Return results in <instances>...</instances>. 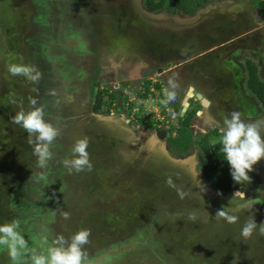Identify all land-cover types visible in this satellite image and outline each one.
<instances>
[{
    "label": "flooded vegetation",
    "instance_id": "af4514ba",
    "mask_svg": "<svg viewBox=\"0 0 264 264\" xmlns=\"http://www.w3.org/2000/svg\"><path fill=\"white\" fill-rule=\"evenodd\" d=\"M6 1L0 0V7L4 6ZM31 1L27 9V16H25L26 20L21 28L22 32L19 33L21 54L19 60L16 57V61L32 65L41 72L42 78L38 83H32L24 77L23 80L26 83L23 88L26 93L28 92V98L32 97L37 100V106H44L45 119L59 129L60 135L50 146L53 156L44 168L34 165L38 163V158L34 154V144H30L25 151L33 153L32 167L29 165L32 171L36 173L35 169H38L37 175L29 176L30 186L26 187L25 195L28 200L27 205L23 208L29 212L20 219L26 229L34 223L33 231L29 230L28 235L23 233L30 247L39 248L42 237L46 236L49 242L57 237L51 227L58 218V216H54L53 207L56 210L67 207L63 195L64 183L58 178L62 175V171L66 170L63 161L71 158V149L76 140L84 137L86 131H90L91 134H100V139L105 136L113 138L117 142L127 143L128 137H123L128 136L127 132L129 131L117 132L118 129H122L118 122L126 123L122 119L123 101L135 102V93L133 94V92L136 85L134 81L138 78H143L139 91L140 101L144 95L152 97L153 94L159 93V90L162 91L164 99L166 90L172 91L176 95L173 102L165 105L166 111L169 113L166 123L171 125L170 132L167 130L156 131L157 123H162L164 120L158 118L155 120L149 116L148 112L140 113L138 116L134 115L136 118L132 116L134 121H146L148 127H144L143 130L149 131L147 129H150L154 132L153 135L156 134L157 138L166 141L172 155L175 154L179 157V155L190 151L191 146L187 150L177 148L174 145V140L179 136L177 132L180 125L192 113L197 114V119H200L201 114L207 115L217 125L216 129H209L207 133L201 135L199 144L204 140H208L209 143H218L222 134L221 129L224 127V120L230 118L233 112H239L246 123L257 125L261 129V135H264L262 104L256 99L257 103H254L249 98L242 83L243 77L237 81V87H232L227 81H223L218 72L221 71V65L227 60L221 56L212 59V62H206L203 66L204 58L215 52L206 55V51H203L204 44L199 40V36L202 34L200 30H195V27L192 29L178 27L174 22L155 21L154 24L151 23L149 30L144 31V27L148 24L144 18L147 11H162L160 16L180 13L173 7L172 0L169 1L171 5L166 0V5L158 10L150 8L148 3L151 1L154 5H160L164 0H159L158 3L156 0H144L137 8L130 3V0H111L119 5L120 10L125 9L124 14L133 10L137 13L134 15V18L137 16L135 22L125 19L130 18L129 15H126L124 18L126 22L122 21V24L116 21L110 12L94 11L97 5L92 3V0ZM241 1L239 4L235 3V0H227L226 6L231 5L239 10L235 13L240 14L241 22L251 21V10L255 8L259 0ZM100 15L120 39L127 41L133 38L132 35L144 38L145 42H148V48L146 45L144 50L138 51L132 47L118 50L111 44L107 47V41L105 38L103 39L100 29L96 26ZM4 29L5 24L0 22V32ZM15 30H18V27ZM155 35H160V37L164 35L165 37L159 43H154ZM170 35L174 38V42L171 44H169ZM75 36L79 37L81 42L78 50L74 48ZM165 38L166 40H164ZM176 44L177 46H175ZM160 45L161 47H159ZM6 49L7 47L1 49L0 57L4 56L3 53ZM170 49H172L171 51L175 49L181 51V54L177 56ZM202 55L203 57H201ZM105 58H116L120 63L119 69L114 67L117 75L114 88L111 85L102 86V75L97 71ZM237 60L236 57L233 64L238 68L239 61ZM195 64L199 66L195 67ZM8 68L9 66L7 67L2 62L0 69L5 75L9 74ZM198 73L200 76L209 75L205 80V86L197 82L199 86L196 83L195 78ZM203 88L205 90L208 88V92H201ZM196 93L201 94L208 101V105H205ZM235 95L238 98H235ZM185 101L189 105L187 108ZM109 104L113 110L109 108ZM130 105V103L127 104V106ZM138 105L143 107L142 104ZM99 108L110 111L107 116L100 117L103 118L100 122L97 115ZM184 109L187 111L182 116ZM30 110H32V106ZM119 113L121 116L118 117ZM94 121L98 123L97 126L90 125V122ZM134 121L127 122H129L131 131L135 129V132L138 128L134 126ZM192 123H190V128ZM199 123L198 128L204 124V121ZM174 124L178 125V129L173 127ZM192 127L196 129V123ZM31 139L34 140L35 137H31ZM125 146L127 147V145ZM142 147L141 145L137 146L133 140L128 149L130 154L137 153L142 159L147 157L149 159L146 145L144 144V148ZM197 148L201 151L199 160L202 165H200V169L195 167L194 170L195 174L198 172L203 174V177L197 178L193 173L194 170L190 168L188 172L194 175L191 176L192 182L179 175L177 184L178 188L181 187V196H170L173 199L167 201L166 204H158L148 225L137 228L128 238L115 244L111 243L113 246L98 241V243L88 244L85 249L92 264H137V259L142 258V254L137 253L144 249L148 251L147 260L151 258L150 260L154 261V264H264V235H259L257 229L251 239L241 236L245 222L251 217L254 216L257 224L264 222V160L255 165L249 174L251 182H247L237 191L223 192L210 185L203 170L204 153L201 148ZM95 151L100 152L99 148ZM150 160L148 161L149 166H158L155 165L154 159L150 157ZM26 171L24 170V172ZM32 171L30 172L32 173ZM204 184L213 189L211 191L214 192L213 197H208L205 194ZM195 192L199 194H194ZM159 202H163V199ZM251 202H253L252 205L245 207ZM221 209L238 217V221L229 224L225 217L217 216L216 213ZM65 210L70 214L69 208H65ZM68 220L66 219L67 222ZM195 222H198L196 224L198 227L194 224ZM200 224L212 226L213 232L200 229ZM187 228L188 232H186ZM60 231L64 232L65 229ZM95 234L96 232L90 237ZM65 235L63 236L65 237ZM166 235H168V239L165 238ZM131 244L133 249L128 252ZM110 252L114 254L113 259L112 257L110 259Z\"/></svg>",
    "mask_w": 264,
    "mask_h": 264
},
{
    "label": "rangeland",
    "instance_id": "374dc122",
    "mask_svg": "<svg viewBox=\"0 0 264 264\" xmlns=\"http://www.w3.org/2000/svg\"><path fill=\"white\" fill-rule=\"evenodd\" d=\"M92 1V3L97 5L94 11H98L99 13H101L102 10L110 12L114 15V19L120 23L122 21L126 22L124 20L126 15L130 16V18H125L129 19L128 21L130 22H135L137 19V16L134 18V15L137 14L134 10L124 14L123 11L125 9L122 8V10H120L116 2L111 0H106L105 2L104 0ZM143 1L144 0H130V3L134 4L137 8ZM31 2V0H7L4 6L0 7V22L5 24V29L0 32V44L2 45L0 51L7 47L6 51L3 53L4 56L0 57V67L2 66V62H4L7 67H10L12 64H20L19 61H16V57L19 60L21 54V48H19L21 46L19 33L22 32L21 28L26 20L25 16H27V9ZM156 2L158 3L159 0H156ZM161 13L163 12L147 11V15L144 17L145 20L148 21V24L144 27L145 32L150 29L151 23L155 21L173 22L177 19L189 21L190 18L181 16V14L160 16ZM214 19V23L209 27L211 31L207 39L209 43L214 45L225 42L230 38L233 39V37L240 35L243 30L250 29V26H252L248 21H235L233 14L228 15L225 11L218 13ZM96 26L100 29L103 39L105 38L107 41V47L111 44L118 50L125 49V47H132L140 51L144 50L148 44V42H145L144 38H139L134 35H132L133 38L123 41L118 35L112 32L108 22H106L101 15L100 20L96 21ZM16 27H18V30H15ZM187 33L189 34L188 31ZM164 37V35H161V37L160 35H155L154 43H159ZM170 37L171 40H169V44L174 42L172 35H170ZM258 38L257 35L253 36L254 45L258 43ZM164 40H166V38ZM177 44L182 45L181 43ZM177 44L175 46H177ZM161 45L159 47H161ZM232 46L233 44L229 47ZM237 47L239 46L233 47L230 52L234 55H237L238 52V54L243 53V50H238ZM174 51V54L177 56L181 54V51H177L176 49ZM257 56L256 59L260 58L262 65L264 62V54ZM239 60L243 62L244 57H239ZM114 67L116 69L120 68V63L116 58H105L101 66L99 65V70L97 71L102 75V86L108 87L111 85L112 88H114L113 86L117 82L115 79L117 76L115 74L116 69H114ZM261 69L264 79V67L262 66ZM218 73L219 75L223 74L224 77L226 76V80L232 87H237V81L242 78L241 71L235 64L228 61H224L223 65H221V72ZM23 79V76H13L10 73L5 75L0 69V224L11 222L14 219L19 220L21 224V234L25 237L23 233L28 235L29 230L33 231L32 225H34V223H32L31 226L26 229L22 220H20L29 212L27 209H23L27 205L28 200L27 197H25L26 187L30 186L29 176L37 175L38 169H35L36 173L32 171L31 163L34 157L33 153L25 152L30 145L28 134L22 127L11 122V117L17 112L21 109L27 112L31 107L29 103L30 100L27 96L28 92L26 93L23 88L26 83ZM142 80L143 78L141 77L134 81L136 85L135 91L133 92V94L135 93V102L123 101L122 105V119H124L126 123L123 124L121 121L118 122L123 130L118 129L117 132L123 133L129 131L127 132L128 136L123 137H128L127 143L124 144L121 141L117 142L113 138L110 139L105 136L103 139H100V134H91L90 131H86L85 136L89 138V147L87 151L92 164L91 170L86 168L81 172H76L75 170L69 172L66 168V170L62 171V175L59 176L58 180H62L64 183L63 195L67 207L57 208L56 210L55 207L52 206L54 208V216L56 215L58 218H56L55 224L51 225V227L56 232L57 236L66 234L65 238L67 239L81 229H89L91 235L95 232L96 234L90 237V242L88 244L98 241L99 243L109 245L128 238L137 228L139 229L148 225L152 218L151 215L158 204H166L167 201L173 199V197L170 196H181V187L178 188L177 184L179 175L187 178L189 182H192L191 176L194 175L190 174L188 169L194 170L195 167L200 169V165H202V162L199 160L201 151L197 147L201 148V143L199 144V141L201 140L202 134L199 130L194 133L195 140L190 145V151L178 157L169 152L170 149L166 141L157 138L155 136L156 134L153 135L154 132H152V130H143L144 127H148L146 121H134L132 118L134 115L138 116L140 113L145 114L148 112L151 118H155V120L157 118L162 121L164 120L162 123H157L156 131H169V127H171V125H167L166 123L169 118V113L166 111L165 104L161 103V101L164 100L161 94L162 91L159 90V93H156L157 95L153 94L152 97L144 95L141 101L139 100ZM247 95L254 103H257L248 90ZM234 97L238 98L237 95ZM147 98L149 99L148 101ZM128 103L131 105L127 106ZM138 104H142L143 107H140ZM109 108L113 110L110 104ZM108 112L110 111H106L104 108L98 109L97 115L99 116L98 119H100L99 122L103 119L100 117L107 116ZM117 115L119 117L121 113ZM196 115V113L193 114V121L191 120V122H193L192 125L196 123V126H198L199 120H197V118L195 122ZM134 117L136 118V116ZM132 120L134 121V126L138 128L135 132V129L131 131L129 128L130 125L128 124L129 122H127ZM90 125L97 126L98 123L94 121L90 122ZM173 127L178 129L177 124H174ZM150 135L153 136L151 137ZM133 140L137 146H143L142 148H144V144L146 145L145 148L149 159L148 157L142 159L137 153L130 154L128 147ZM120 145L123 146L120 147ZM125 145H127V147ZM97 148H99L100 152L95 151ZM72 156L73 154L71 158ZM150 157L155 160V165L158 166L151 167L148 165ZM37 164L34 165L39 167L40 165ZM24 170L27 171L24 172ZM30 171H32V173ZM193 173L195 174V170ZM195 175L197 178L203 177V174L201 175L198 172H196ZM169 177H171L175 184V188L166 183ZM204 187L206 189L205 194L208 197H213L214 192H211L213 189L211 187L209 188L207 184H204ZM194 194L199 193L195 192ZM201 194L204 193L201 192ZM162 199L163 202L160 203L159 201ZM180 201L182 200L180 199ZM65 208H69L70 212L68 222L62 215V212H66V210L64 211ZM194 224L196 225L198 222ZM192 226L194 225L192 224ZM196 227L198 226L196 225ZM63 228L65 231H60ZM200 229L210 233L213 232L212 226L209 227V225L205 226L200 224ZM186 232H188V228ZM165 238L168 239V235H166ZM126 246L128 247V245ZM131 247L132 244L129 246L128 252L133 249ZM137 254H142V258L139 257V259H137V264H154V261L150 260L151 258L147 260V256H149L147 250L144 249ZM167 255L170 256V254ZM171 255L174 257L173 254ZM111 257L112 259L114 258L112 252H110V259ZM0 264H11L5 247H0Z\"/></svg>",
    "mask_w": 264,
    "mask_h": 264
},
{
    "label": "clouds",
    "instance_id": "9594fccd",
    "mask_svg": "<svg viewBox=\"0 0 264 264\" xmlns=\"http://www.w3.org/2000/svg\"><path fill=\"white\" fill-rule=\"evenodd\" d=\"M8 71L13 76H23L32 83H38L42 78L41 72L32 65L23 63L12 64ZM176 99L172 91L166 90V98L162 104H169ZM32 110L25 112L21 109L11 117V122L19 125L30 137L29 143L34 144V154L38 158L41 168L47 166L52 159L53 153L50 146L60 135L59 129L45 119L44 106H37V100L29 98ZM219 143L224 159L230 167L232 179L240 184L251 182L250 173L254 166L264 160V135L261 129L251 123H246L239 112H233L230 118L224 120V127L221 129ZM31 137H35L34 140ZM89 138L83 137L76 140L71 149L73 154L71 159H65L63 165L69 172L91 170L89 153ZM166 183L175 188L171 177ZM64 219H69L70 214L62 212ZM217 216L225 217L229 224L238 221V217L219 210ZM21 224L19 220H12L0 224V247H5L8 252L11 264H92L85 246L89 243L91 232L89 229H81L70 238L60 235L49 242L48 238H41L39 248L30 247L28 241L21 234ZM264 235V222L257 224L254 216L248 219L242 230L241 236L251 239L254 232Z\"/></svg>",
    "mask_w": 264,
    "mask_h": 264
},
{
    "label": "crops",
    "instance_id": "0c3cea01",
    "mask_svg": "<svg viewBox=\"0 0 264 264\" xmlns=\"http://www.w3.org/2000/svg\"><path fill=\"white\" fill-rule=\"evenodd\" d=\"M167 1L169 3V1H171V0H167ZM167 1H166V3H167ZM241 2H242L241 0H238V2H237V0H235V3L241 4ZM235 3L233 2L234 5H235ZM257 3H258V1H257ZM169 4L171 5V3H169ZM226 4H227V0H206V3L194 15H188V14L184 13L182 10H179L175 6L174 1H173V7L176 10L180 11L179 14H181V16L190 17L189 21H184V20L181 21L180 19H177L176 21H173V22H174L175 26L182 27V28H188V29L189 28L192 29L195 27V30L197 28V30H200L202 32L201 36H199L200 37L199 40L202 42V44H204L203 51H206V55L207 54L209 55L210 53L215 52L213 54H210L208 57L204 58L203 63H202L203 66L206 62H212V59H214L218 56L224 57L228 62H230L232 64L237 57V59H238L237 61H239L238 68L240 71L242 68L241 76L243 77V81H242L243 86L245 84L244 89L246 90V92L248 90L251 93V91L249 90V87H248V82L250 80V73H249L250 71L248 68L249 63H254L258 67L259 76L264 81V79L262 77V69H261L262 66L264 67V62L261 65V59L260 58L256 59V57H258L257 55H263L264 54V20L260 17V15L258 13V4H256L255 8L251 10L252 11V17L250 18L251 21H248L252 24V26H250L251 27L250 29L243 30L240 33V35H238L237 37H233V39L230 38L227 41L222 42L220 44H215V45L211 44L207 41L208 35L211 31V29H209V27L214 23V21H215L214 18L216 17V15L218 13L225 11V12H227L228 15L233 14V16L235 17V19H234L235 21L236 20L240 21L242 18L239 13H235V11H239V10L235 9L231 5L226 6ZM255 35H257L259 37L257 39L258 43L256 45H254V40H253V36H255ZM232 44H233V46L229 47ZM236 46H239V47H237L238 50L242 49L243 53L238 54L239 53L238 52L237 55L236 54L234 55L232 52H230L231 49L233 47H236ZM244 50H246V51H244ZM249 51L252 53H250ZM171 52H175V51H171ZM204 54H205V52H204ZM206 55H204V56H206ZM241 56L244 57L243 62H240V60H239V57H241ZM174 57H176V56L174 55ZM201 57H203V55ZM194 66L196 67L199 65L195 64ZM219 72H221V71H219ZM202 74H204V73H202ZM207 76H209V75L200 76V74L198 73L197 77L195 78L196 83L198 82L202 86L203 85L205 86L204 83H205V80H207ZM225 77L223 76V74H221V78L223 79V81H227ZM203 91L207 93L208 88H207V90H205V88L201 89V92H203ZM252 96H253V94H252ZM209 104H210V106L212 105L211 101ZM197 120H199V121L201 120L199 124L203 123V121H204V124H202V126L199 128L197 126L196 129H194V127H192L193 125L191 126L190 132L192 134V142L195 140L194 133H196L197 130H199L201 132V134H204V133H207L209 129H212V128L216 129L217 128V125L215 124V122L212 119L208 118L207 115L204 116V114H201L200 119L198 118ZM195 122H196V119H195ZM150 136L152 137L153 135H150Z\"/></svg>",
    "mask_w": 264,
    "mask_h": 264
},
{
    "label": "trees",
    "instance_id": "16d2710c",
    "mask_svg": "<svg viewBox=\"0 0 264 264\" xmlns=\"http://www.w3.org/2000/svg\"><path fill=\"white\" fill-rule=\"evenodd\" d=\"M175 6L188 15H194L205 3L206 0H173ZM166 5V0L160 5H154L151 1L148 3L150 8L158 10ZM258 13L264 20V0L258 2ZM250 80L248 87L255 99L262 104L264 110V81L259 76L258 67L254 63L248 65ZM193 113L186 118L178 129V138L174 140V145L180 150H187L192 144V134L190 132V123ZM200 147L204 153V166L203 170L207 175L210 185L214 189L223 192L237 191L244 186L247 181L240 184L236 183L230 174V167L224 155L221 152L220 143H209L208 140L201 142Z\"/></svg>",
    "mask_w": 264,
    "mask_h": 264
},
{
    "label": "water",
    "instance_id": "95a60500",
    "mask_svg": "<svg viewBox=\"0 0 264 264\" xmlns=\"http://www.w3.org/2000/svg\"><path fill=\"white\" fill-rule=\"evenodd\" d=\"M50 1H52V0H50ZM53 2V1H52ZM51 2V3H52ZM77 35V34H76ZM80 44H81V42H79V37H77V39H76V36L74 37V48L75 49H79V46H80ZM197 95H198V97H199V99H201L202 101H203V103L205 104V105H208V101L201 95V94H198V93H196ZM187 106H189V105H187ZM187 111V109H184V113L182 114V116H184L185 115V112ZM164 138V137H163ZM253 204V202H251V203H248V204H246L245 205V207H247V206H249V205H252Z\"/></svg>",
    "mask_w": 264,
    "mask_h": 264
},
{
    "label": "bare ground",
    "instance_id": "6f19581e",
    "mask_svg": "<svg viewBox=\"0 0 264 264\" xmlns=\"http://www.w3.org/2000/svg\"><path fill=\"white\" fill-rule=\"evenodd\" d=\"M191 95H192V93H191ZM191 95H190V96H191ZM185 102H186L185 107L187 108V107H188V106H187L188 102H187V101H185ZM253 182H254V181H253Z\"/></svg>",
    "mask_w": 264,
    "mask_h": 264
}]
</instances>
